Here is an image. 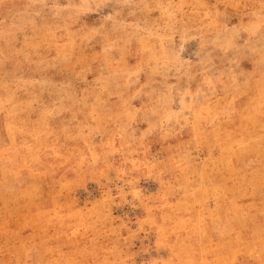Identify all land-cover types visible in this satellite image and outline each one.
<instances>
[{"label":"rangeland","instance_id":"1","mask_svg":"<svg viewBox=\"0 0 264 264\" xmlns=\"http://www.w3.org/2000/svg\"><path fill=\"white\" fill-rule=\"evenodd\" d=\"M0 264H264V0H0Z\"/></svg>","mask_w":264,"mask_h":264}]
</instances>
